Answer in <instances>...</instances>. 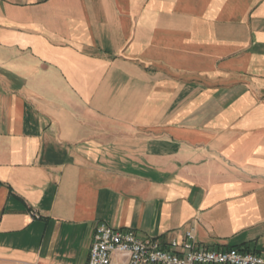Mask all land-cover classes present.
Masks as SVG:
<instances>
[{"label":"crops","instance_id":"crops-1","mask_svg":"<svg viewBox=\"0 0 264 264\" xmlns=\"http://www.w3.org/2000/svg\"><path fill=\"white\" fill-rule=\"evenodd\" d=\"M100 223L264 251V0H0V264Z\"/></svg>","mask_w":264,"mask_h":264},{"label":"built area","instance_id":"built-area-1","mask_svg":"<svg viewBox=\"0 0 264 264\" xmlns=\"http://www.w3.org/2000/svg\"><path fill=\"white\" fill-rule=\"evenodd\" d=\"M264 264V251L237 247H202L194 233L185 239L163 244L142 238L131 228H115L107 223L96 226L87 264Z\"/></svg>","mask_w":264,"mask_h":264}]
</instances>
